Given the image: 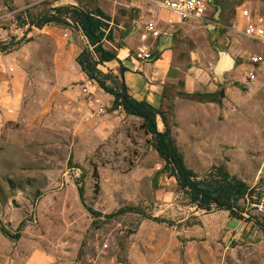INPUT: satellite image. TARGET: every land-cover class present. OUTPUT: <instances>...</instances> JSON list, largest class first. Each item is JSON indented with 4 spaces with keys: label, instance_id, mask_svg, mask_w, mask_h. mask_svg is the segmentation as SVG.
Masks as SVG:
<instances>
[{
    "label": "rangeland",
    "instance_id": "rangeland-1",
    "mask_svg": "<svg viewBox=\"0 0 264 264\" xmlns=\"http://www.w3.org/2000/svg\"><path fill=\"white\" fill-rule=\"evenodd\" d=\"M154 1L0 0V221L21 234L14 240L0 229V264H132L131 252L149 245L156 227L177 238L181 264H264V231L251 219L264 216V61L250 63L255 54L264 58V45L242 34L245 10L264 26V0L212 4L233 34L223 43L208 34L209 42L235 53L241 65L221 101L180 96L160 106L200 179L223 168L256 189L260 202H240L244 219L198 209L174 177L161 173L166 164L144 121L115 110L116 100L84 76L76 58L90 45L81 32L62 24L31 28L19 19L34 23L57 7L94 5L122 29L143 10L152 15ZM15 39L14 48L1 50ZM99 104L107 106L103 115ZM87 207L105 215L131 207L166 223L136 212L94 219Z\"/></svg>",
    "mask_w": 264,
    "mask_h": 264
},
{
    "label": "crops",
    "instance_id": "crops-1",
    "mask_svg": "<svg viewBox=\"0 0 264 264\" xmlns=\"http://www.w3.org/2000/svg\"><path fill=\"white\" fill-rule=\"evenodd\" d=\"M211 2L214 3V0ZM211 11L208 13L209 16L215 13ZM218 12L220 13V10ZM42 16L38 17V20ZM150 21L155 22L161 32L158 38L145 30V25ZM29 25L33 28L35 23L29 22ZM46 26L48 25L44 27ZM111 32L112 41L104 43V46L115 53L117 58L99 68L104 75L109 73L112 79L105 83V87H101L95 80L84 76L99 84L100 88L114 100L119 97L124 85L136 100H145L158 109L166 100L180 96L204 103L200 101L202 98L219 97L222 91L228 90L229 85L225 82L233 81L239 76L238 70L241 65L235 64L233 58L235 53L220 48L215 50L208 38V34H211L213 43L216 40L223 43L228 35L233 34L228 29L216 28L196 20L185 22L174 12L156 6L152 15L143 10L140 20L128 22L122 29L113 28ZM83 37L86 38L84 35ZM141 50L151 52L152 59L138 60L136 54ZM223 84L224 87L221 88L220 85ZM86 94L93 95V92L88 89ZM97 100L98 103L101 101L98 98ZM2 107L1 98L0 108ZM145 226L147 225H141L140 231L144 230ZM164 231L165 228L156 227L153 231L156 235H151L147 241L149 245L138 250V253L131 252V263L181 264L177 238L170 234L165 235ZM138 255L142 261H139ZM137 258L138 260H135Z\"/></svg>",
    "mask_w": 264,
    "mask_h": 264
},
{
    "label": "trees",
    "instance_id": "trees-1",
    "mask_svg": "<svg viewBox=\"0 0 264 264\" xmlns=\"http://www.w3.org/2000/svg\"><path fill=\"white\" fill-rule=\"evenodd\" d=\"M216 10H220V8L217 7ZM19 19H22L23 26L29 25V21L22 18V16H19ZM102 19L111 18L94 5L88 7L66 6L58 7L52 12L45 13L38 21H34V26L43 28L45 25L62 24L65 26H72L76 30L82 32L87 38L90 47L85 49L83 53L77 57V63L83 68L82 71L89 79L95 80L101 84V87H105V83L112 79V77L110 78L108 74L104 75L99 67L115 60L117 56L115 53L108 50L104 46V43H102L104 34L101 32V29L105 25ZM108 39L112 41V32ZM18 42L19 39H15L9 44H4L1 50L7 52L11 50V48H14ZM223 97L224 92L222 91L219 97H204L200 101L219 103ZM120 107L125 113L141 118L144 121L145 128L153 136L155 150L166 164L161 173L176 179L179 188L189 197L192 205H195L198 209L207 213L214 210L220 212L227 211L234 217L244 219L242 216L243 208L240 202H260L261 196H258L256 189L249 187L244 181L232 176L223 168H214L209 175L200 179V177L185 164L183 155L179 152L172 138L171 128L167 125L165 114L145 100H136L128 93L124 85L119 97H116V101H114V109L118 110ZM159 119L162 120L161 123L165 126L164 130H162ZM79 196L83 202L84 189L82 187L79 188ZM87 210L94 219L105 218L107 220H113L125 213L136 212L141 214L145 219L161 223L166 222L163 219L155 218L142 212V210L138 211L131 207L121 208L114 213L106 215L91 207H87ZM251 219H253L261 230L264 231V216L261 218L251 216ZM0 229L4 235L7 237L9 236L11 239L19 240L21 238V234H11L6 230L1 221Z\"/></svg>",
    "mask_w": 264,
    "mask_h": 264
},
{
    "label": "built area",
    "instance_id": "built-area-1",
    "mask_svg": "<svg viewBox=\"0 0 264 264\" xmlns=\"http://www.w3.org/2000/svg\"><path fill=\"white\" fill-rule=\"evenodd\" d=\"M157 7L165 10H169L179 15L181 20L187 22L191 20H196L198 22H202L209 26H213L216 28H225L230 30V27L224 25L219 19L218 10L215 11L214 15L209 16L208 13L212 9L211 0H156L153 2ZM243 17L248 18V24L243 28L242 34L244 37L252 40L253 42L264 45V26L261 25L260 22H255L251 19V15L249 11L245 10L242 12ZM104 22V26L101 29V32L104 34V38L102 43L109 42V35L112 29L115 27L114 21L111 19H102ZM145 30L152 34L153 37L158 38L161 34L155 22L150 21L145 25ZM136 58L140 61H148L152 59L151 52L139 51L136 54ZM264 61L263 56L255 55L250 58V63L253 68L255 66L262 64ZM256 78L255 72L250 71L248 73V79L250 81H254ZM84 93H88V89L85 87L83 89ZM1 103V98H0ZM95 102L91 100L90 106H94ZM121 109V107L119 108ZM98 115H103L107 111V106L105 105H97L95 109Z\"/></svg>",
    "mask_w": 264,
    "mask_h": 264
}]
</instances>
